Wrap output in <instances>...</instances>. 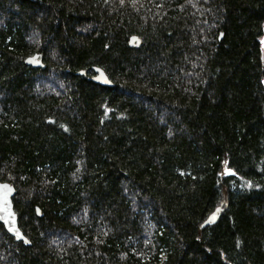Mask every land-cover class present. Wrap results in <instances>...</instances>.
I'll list each match as a JSON object with an SVG mask.
<instances>
[{
	"label": "trees",
	"instance_id": "16d2710c",
	"mask_svg": "<svg viewBox=\"0 0 264 264\" xmlns=\"http://www.w3.org/2000/svg\"><path fill=\"white\" fill-rule=\"evenodd\" d=\"M0 182V264H264V0H0Z\"/></svg>",
	"mask_w": 264,
	"mask_h": 264
},
{
	"label": "water",
	"instance_id": "95a60500",
	"mask_svg": "<svg viewBox=\"0 0 264 264\" xmlns=\"http://www.w3.org/2000/svg\"><path fill=\"white\" fill-rule=\"evenodd\" d=\"M140 41L138 37L134 36L130 39V45L135 46L139 44ZM34 59H39V55H36ZM38 65L41 66V61H38ZM95 75L93 76V81L103 85L111 86L112 82L107 76L106 72L98 67L94 68ZM85 71L77 72L78 75H84ZM16 195V188L13 184L8 182H0V222L5 226L6 230L14 236L18 241L28 242L27 237L24 235L23 231L19 227L18 215L15 211L13 198ZM217 220V215H212L207 221H205L202 227L208 224H213Z\"/></svg>",
	"mask_w": 264,
	"mask_h": 264
},
{
	"label": "rangeland",
	"instance_id": "374dc122",
	"mask_svg": "<svg viewBox=\"0 0 264 264\" xmlns=\"http://www.w3.org/2000/svg\"><path fill=\"white\" fill-rule=\"evenodd\" d=\"M36 61H39V59H36ZM35 63V62H34Z\"/></svg>",
	"mask_w": 264,
	"mask_h": 264
},
{
	"label": "snow or ice",
	"instance_id": "6c2138e0",
	"mask_svg": "<svg viewBox=\"0 0 264 264\" xmlns=\"http://www.w3.org/2000/svg\"><path fill=\"white\" fill-rule=\"evenodd\" d=\"M230 174H233L234 175V173H230Z\"/></svg>",
	"mask_w": 264,
	"mask_h": 264
}]
</instances>
